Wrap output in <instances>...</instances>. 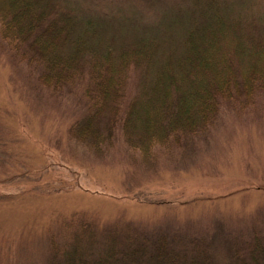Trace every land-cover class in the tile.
Returning a JSON list of instances; mask_svg holds the SVG:
<instances>
[{
	"label": "rangeland",
	"instance_id": "1",
	"mask_svg": "<svg viewBox=\"0 0 264 264\" xmlns=\"http://www.w3.org/2000/svg\"><path fill=\"white\" fill-rule=\"evenodd\" d=\"M60 1L91 14L100 35L119 45L157 35L165 55L178 31L168 28L171 17L190 7V0ZM225 2L264 30V0ZM15 57L1 40L0 264H47L51 238L83 214L105 228L124 221L154 236L169 230L187 250L190 239L211 241L217 264H232V248L246 255L253 227H264L263 93L245 106L223 104L206 131L172 151L158 148L149 167L117 128L100 155L74 139L69 128L86 115L83 87L41 86L37 67ZM139 81H131V98L145 87ZM94 253L84 252L89 260Z\"/></svg>",
	"mask_w": 264,
	"mask_h": 264
},
{
	"label": "trees",
	"instance_id": "2",
	"mask_svg": "<svg viewBox=\"0 0 264 264\" xmlns=\"http://www.w3.org/2000/svg\"><path fill=\"white\" fill-rule=\"evenodd\" d=\"M225 4L190 0L185 16L168 24L178 31L167 55L157 35L139 33L122 45L105 39L95 17L60 0H0V41L15 59L37 67L41 86L83 87L86 115L71 124L74 139L100 155L117 128L152 167L158 148L172 151L206 131L223 104L245 106L264 94V30ZM133 79L145 87L131 98ZM83 215L68 221L76 223L68 234L51 238L47 264H217L211 241L189 238L194 248L187 250L169 230L154 236L124 221L105 228ZM252 234L245 256L232 248V264H264V227L254 226ZM85 251H95L93 259Z\"/></svg>",
	"mask_w": 264,
	"mask_h": 264
}]
</instances>
